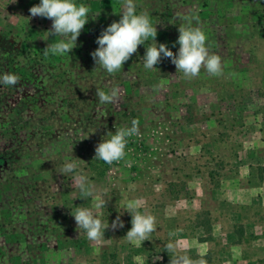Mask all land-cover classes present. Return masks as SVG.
<instances>
[{
  "label": "rangeland",
  "instance_id": "obj_1",
  "mask_svg": "<svg viewBox=\"0 0 264 264\" xmlns=\"http://www.w3.org/2000/svg\"><path fill=\"white\" fill-rule=\"evenodd\" d=\"M134 2L174 54L179 17L195 18L223 74L201 69L189 80L163 57L146 70L151 39L120 72L97 67L96 39L104 21H119L123 0L87 3L90 21L64 56L45 55L60 38L44 40L52 21L31 17L40 0H0V74L21 70L16 86L0 85V264H170L169 242L207 264H264V0ZM113 86L119 102L101 105L96 90ZM133 120L140 135L128 138L125 159L97 175L96 145ZM68 161L105 193L102 244L77 231L71 212L92 199L61 174ZM137 199L157 228L140 244L125 238V205ZM117 216L124 227L113 230Z\"/></svg>",
  "mask_w": 264,
  "mask_h": 264
},
{
  "label": "clouds",
  "instance_id": "obj_2",
  "mask_svg": "<svg viewBox=\"0 0 264 264\" xmlns=\"http://www.w3.org/2000/svg\"><path fill=\"white\" fill-rule=\"evenodd\" d=\"M29 12L31 17H42L52 21L50 30L44 33V40L49 36L60 38L44 49L45 55L50 53L53 56H64L69 55L77 46V39L88 23L91 9L83 3L77 4L76 0H40V3L32 6ZM120 13L119 21H113L101 32L96 39L98 48L91 53L97 67L108 74L120 72L124 64L137 52L138 47L145 45L150 39L151 43H148L143 56V67L146 70L154 69L163 57L169 58L177 72L189 80L199 76L201 69L206 70L211 76L218 77L223 74L221 57L209 52L206 32L200 26H193L192 20L195 18L179 17L186 20V23L178 27L179 36L176 43L179 44V50L174 54L166 44L157 45L156 26L147 12L137 13L134 0H123V10ZM19 82L20 77L14 73L0 74V85L14 87ZM120 95V89L115 86L107 92L102 89L96 90V97L101 105L118 103ZM139 135L138 120H133L130 127L116 128L114 134L107 133L109 138L96 145L94 160L103 161L108 165L119 163L127 155L128 138ZM68 173L73 174L72 184L79 191L80 197L92 199L91 207H76L75 211L71 212L77 231L79 234L83 232L90 242L102 244L105 240L104 232L109 228L108 221L102 220L100 215L107 204V200L104 199L105 193L95 189L88 178L78 170L75 162L68 161L62 166L61 174ZM141 207L139 199L130 200L125 205V210L131 214V228L125 237L130 243H143L157 230L156 217L142 211ZM123 227L120 216L111 223L113 230ZM166 251L171 254L170 264H207L203 258L194 260L187 254L180 253L174 242L166 245Z\"/></svg>",
  "mask_w": 264,
  "mask_h": 264
},
{
  "label": "trees",
  "instance_id": "obj_3",
  "mask_svg": "<svg viewBox=\"0 0 264 264\" xmlns=\"http://www.w3.org/2000/svg\"><path fill=\"white\" fill-rule=\"evenodd\" d=\"M90 1L91 0H78V2H79V4L80 3H83V4H85V5H87V6H89L90 7V5H88L87 3H89V4H91L90 3ZM167 2V1H166ZM91 8V7H90ZM136 8H137V6H136ZM90 16H91V13H90ZM90 21V17H89V20H88V22ZM113 21H115V19H114V17H112V18H110L108 21H104V23L106 22L107 24L108 23H112ZM105 29V28H104ZM104 29H102V30H104ZM88 32H91V34L92 33H94L95 31H90V30H88L87 31V33ZM88 53V52H87ZM50 54V53H49ZM48 54V55H49ZM82 65H83V63H81V64H79L78 65V68L80 67H82ZM36 71V66H33L32 67V70H26L25 69V71L23 72V73H26V74H28L29 76H31V74H33L34 72ZM21 72V70H19V68H18V74L17 75H19V73ZM90 165H91V168H93L94 170H95V173L97 174V175H99V176H102L103 174H105V172L107 171V169L109 168V165L108 164H106V163H104L103 161H100V160H94V159H90ZM162 255H163V258H164V260L165 261H169L170 262V257H168V255H166V253H162ZM260 262H262V261H260Z\"/></svg>",
  "mask_w": 264,
  "mask_h": 264
}]
</instances>
